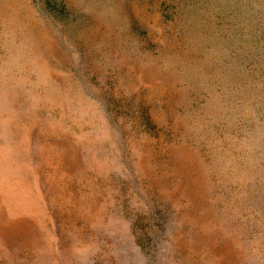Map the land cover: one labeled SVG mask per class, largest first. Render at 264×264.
Listing matches in <instances>:
<instances>
[{
	"label": "rangeland",
	"instance_id": "374dc122",
	"mask_svg": "<svg viewBox=\"0 0 264 264\" xmlns=\"http://www.w3.org/2000/svg\"><path fill=\"white\" fill-rule=\"evenodd\" d=\"M0 264H264V0H0Z\"/></svg>",
	"mask_w": 264,
	"mask_h": 264
}]
</instances>
